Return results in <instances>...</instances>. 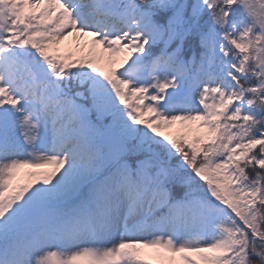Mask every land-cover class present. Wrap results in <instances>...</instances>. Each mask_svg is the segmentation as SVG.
I'll return each instance as SVG.
<instances>
[{"label": "snow or ice", "instance_id": "1", "mask_svg": "<svg viewBox=\"0 0 264 264\" xmlns=\"http://www.w3.org/2000/svg\"><path fill=\"white\" fill-rule=\"evenodd\" d=\"M0 264H264V0H0Z\"/></svg>", "mask_w": 264, "mask_h": 264}]
</instances>
